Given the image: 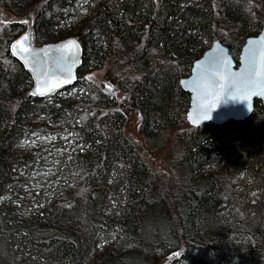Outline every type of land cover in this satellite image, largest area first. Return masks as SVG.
Wrapping results in <instances>:
<instances>
[{
  "label": "trees",
  "instance_id": "1",
  "mask_svg": "<svg viewBox=\"0 0 264 264\" xmlns=\"http://www.w3.org/2000/svg\"><path fill=\"white\" fill-rule=\"evenodd\" d=\"M0 9V264H264V106L256 100L243 121L191 126L179 84L214 40L236 57L264 28V0H0ZM29 25L35 46L80 44L62 91L106 66L118 92L130 85L145 143L176 156L168 193L125 137L106 86L89 81L78 99L30 94L9 50ZM56 132L71 133V146L48 199L30 188L41 148L25 141Z\"/></svg>",
  "mask_w": 264,
  "mask_h": 264
},
{
  "label": "water",
  "instance_id": "2",
  "mask_svg": "<svg viewBox=\"0 0 264 264\" xmlns=\"http://www.w3.org/2000/svg\"><path fill=\"white\" fill-rule=\"evenodd\" d=\"M23 20V19H21ZM28 39L17 46L16 54L13 53L12 45L21 38ZM69 42H72L69 44ZM68 45V46H66ZM26 47L28 52H21L20 48ZM11 54L23 66L30 75L32 86L30 94L38 98H49L73 85L76 79V71L81 64L82 48L73 37H68L56 42L35 46L31 41V26L26 32L15 39L9 47ZM264 58V28L256 35L248 37L239 54V65L235 68V62L226 45L219 40H214L210 46L193 62L190 74L183 77L179 84L183 91L189 94V108L186 112V120L191 126L202 124H224L227 121H243L247 119L254 108V102L259 100L264 106V95H253L249 100L250 108L246 101L232 100L227 95L212 111V118L201 120L199 124L193 123L198 118V103L203 93L211 85L214 76L222 71V61H227L232 73H244L258 67ZM240 77H234L238 79ZM259 92L260 88L256 87ZM40 92L45 94L41 95ZM192 115V120L189 119Z\"/></svg>",
  "mask_w": 264,
  "mask_h": 264
},
{
  "label": "rangeland",
  "instance_id": "3",
  "mask_svg": "<svg viewBox=\"0 0 264 264\" xmlns=\"http://www.w3.org/2000/svg\"><path fill=\"white\" fill-rule=\"evenodd\" d=\"M3 11L0 9V18L3 19ZM79 17V16H78ZM77 21H81L82 17L78 18ZM0 19V20H1ZM72 20V19H71ZM71 20L69 19L66 28H70ZM75 21V20H74ZM63 29V28H61ZM109 66H106L102 70L91 71L85 75V86L83 88H72L69 91H62L59 95L77 97V99L85 95L86 88L89 85V81L96 82L106 86V90L111 95L116 97V104L113 105L111 110H117L124 114L125 121L122 127V131L125 137L136 145L140 155L145 159L150 167L154 186L159 187L161 192L168 193L170 188H173L176 183V178L179 173V169L176 166V156L171 146L168 145L164 149L157 150L147 146L145 140L140 133L139 127L141 123V115L139 111L134 108L130 103L129 88L130 85L126 86L123 91L118 92V88L115 84H111L108 76ZM119 80L120 78H116ZM71 133L56 132L48 136L40 137L38 134L31 135L29 141H25V145L28 149L39 146L41 148V157L38 159L41 161V165L36 167L30 173L31 189L34 190L35 194H42L44 197L51 199L54 194V188L56 183L51 182V178L54 175V167L59 163L58 158L63 157L65 161L68 158L65 156L69 152L71 142L68 141L67 137H70ZM171 139V135H170ZM60 141L63 144V148L54 147L53 145ZM170 146V147H169ZM46 198V199H47ZM36 212H40L42 207H34ZM167 257H163L159 264H164Z\"/></svg>",
  "mask_w": 264,
  "mask_h": 264
},
{
  "label": "snow or ice",
  "instance_id": "4",
  "mask_svg": "<svg viewBox=\"0 0 264 264\" xmlns=\"http://www.w3.org/2000/svg\"><path fill=\"white\" fill-rule=\"evenodd\" d=\"M28 39L27 36L21 38V41H17L12 45L13 53L16 54L18 45H21L23 41ZM72 42H69L71 44ZM68 46V45H66ZM21 52H28L26 47L20 48ZM234 77H240L234 79ZM260 88L257 92L254 89ZM37 94L33 92L32 95ZM43 95L45 93L40 92ZM228 96L232 100L246 101L247 106L250 108L249 100L253 95H264V58L258 67L254 68L247 74L244 73H232L229 70L228 62L222 61V71L218 76H214L209 88L203 93L200 102L198 103V118L193 120V123L199 124L201 120H209L212 118V110L217 107L218 104ZM189 119L192 120V115L189 114Z\"/></svg>",
  "mask_w": 264,
  "mask_h": 264
},
{
  "label": "flooded vegetation",
  "instance_id": "5",
  "mask_svg": "<svg viewBox=\"0 0 264 264\" xmlns=\"http://www.w3.org/2000/svg\"><path fill=\"white\" fill-rule=\"evenodd\" d=\"M241 48H242V46H241ZM241 48H240V50H241ZM240 50H239V52H238V54H237V56L236 57H233V60H234V62H235V68L239 65V61H238V58H239V54H240ZM237 58V59H236Z\"/></svg>",
  "mask_w": 264,
  "mask_h": 264
}]
</instances>
